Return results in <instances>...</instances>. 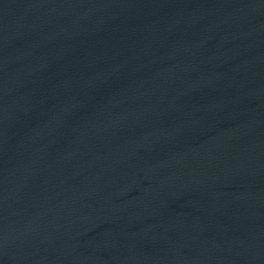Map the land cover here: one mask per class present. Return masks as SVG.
<instances>
[{
  "label": "water",
  "instance_id": "water-1",
  "mask_svg": "<svg viewBox=\"0 0 264 264\" xmlns=\"http://www.w3.org/2000/svg\"><path fill=\"white\" fill-rule=\"evenodd\" d=\"M0 264H264V0H0Z\"/></svg>",
  "mask_w": 264,
  "mask_h": 264
}]
</instances>
